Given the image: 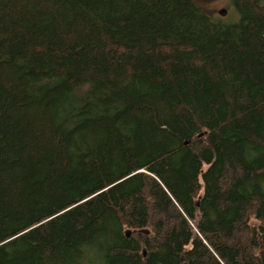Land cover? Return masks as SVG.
Segmentation results:
<instances>
[{"label": "trees", "instance_id": "obj_1", "mask_svg": "<svg viewBox=\"0 0 264 264\" xmlns=\"http://www.w3.org/2000/svg\"><path fill=\"white\" fill-rule=\"evenodd\" d=\"M237 4L250 44L213 59L151 14L0 0V264H264V0Z\"/></svg>", "mask_w": 264, "mask_h": 264}, {"label": "rangeland", "instance_id": "obj_2", "mask_svg": "<svg viewBox=\"0 0 264 264\" xmlns=\"http://www.w3.org/2000/svg\"><path fill=\"white\" fill-rule=\"evenodd\" d=\"M81 4L89 9H95L98 11L106 26L109 27L111 22L116 19H120L123 16L130 19H139L140 16L145 13L157 16L158 21H163L162 35L165 42L173 40L172 35H179V39L176 41L179 45H198L207 41L211 42V47L214 51L212 54L213 59L220 56L221 52L228 47L239 49L243 51L244 47L250 44V40L244 30L245 19L241 18L239 14V5L237 0H194L195 4L199 8L201 13H204L202 18H205V14L212 25V35L206 36L197 30V26L193 23H187L181 17L177 15L175 10L183 6H192L191 0H78ZM100 3L105 7L100 6ZM225 10V15H220V11ZM122 14V15H121ZM207 20V19H206ZM207 20V21H208ZM125 22V21H124ZM264 67V53H261L254 65V69L260 70ZM264 71V68L263 70ZM253 79H257V74L253 73ZM254 87H250L248 91L246 113L248 115V109H252L258 100V88L262 86L261 82H255ZM249 117V116H248ZM249 119L254 122L252 117ZM238 145L241 144L239 141ZM240 146V145H239ZM231 152L233 156L238 160L243 154L238 153L237 149L232 143ZM240 154V155H239ZM231 156V157H233ZM234 162V160H231ZM252 224L254 222H251ZM196 228V223L193 224ZM115 227H109L107 233V239L102 238L103 242L112 243L113 236L116 235ZM195 229H193L194 231ZM129 231H127V234ZM131 236V233H130ZM128 236V237H130ZM197 231L193 232L192 240L195 242L198 239ZM115 239V238H114ZM203 241V240H202ZM204 242V241H203ZM90 261L92 264H113L112 261L106 257L104 251L96 250V243H90L88 241ZM95 252V253H93ZM151 264H176L168 263L162 258H156Z\"/></svg>", "mask_w": 264, "mask_h": 264}, {"label": "water", "instance_id": "obj_3", "mask_svg": "<svg viewBox=\"0 0 264 264\" xmlns=\"http://www.w3.org/2000/svg\"><path fill=\"white\" fill-rule=\"evenodd\" d=\"M220 15H225V10L220 11ZM127 236H130V232L127 234Z\"/></svg>", "mask_w": 264, "mask_h": 264}]
</instances>
